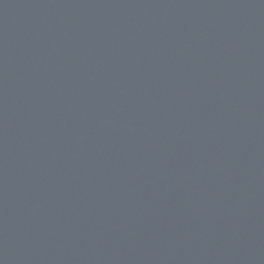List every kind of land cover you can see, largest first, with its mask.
Segmentation results:
<instances>
[{"label": "water", "instance_id": "obj_1", "mask_svg": "<svg viewBox=\"0 0 264 264\" xmlns=\"http://www.w3.org/2000/svg\"><path fill=\"white\" fill-rule=\"evenodd\" d=\"M0 264H264V0H0Z\"/></svg>", "mask_w": 264, "mask_h": 264}]
</instances>
